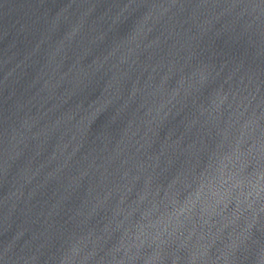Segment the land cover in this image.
I'll use <instances>...</instances> for the list:
<instances>
[{
    "label": "water",
    "instance_id": "obj_1",
    "mask_svg": "<svg viewBox=\"0 0 264 264\" xmlns=\"http://www.w3.org/2000/svg\"><path fill=\"white\" fill-rule=\"evenodd\" d=\"M0 264H264V0H0Z\"/></svg>",
    "mask_w": 264,
    "mask_h": 264
}]
</instances>
